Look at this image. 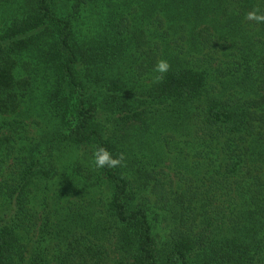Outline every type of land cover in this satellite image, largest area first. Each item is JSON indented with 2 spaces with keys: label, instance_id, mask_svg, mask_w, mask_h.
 I'll use <instances>...</instances> for the list:
<instances>
[{
  "label": "trees",
  "instance_id": "trees-1",
  "mask_svg": "<svg viewBox=\"0 0 264 264\" xmlns=\"http://www.w3.org/2000/svg\"><path fill=\"white\" fill-rule=\"evenodd\" d=\"M255 10L0 0V264H264Z\"/></svg>",
  "mask_w": 264,
  "mask_h": 264
},
{
  "label": "clouds",
  "instance_id": "clouds-1",
  "mask_svg": "<svg viewBox=\"0 0 264 264\" xmlns=\"http://www.w3.org/2000/svg\"><path fill=\"white\" fill-rule=\"evenodd\" d=\"M259 10H255L253 12H249L247 14V19L249 20H256L258 22H264V14H257ZM170 65L166 60H161L157 64L156 71L160 73H164L169 69ZM95 164L97 167H104L105 165H108L109 167H115L119 164H121V161L123 160V155H121L119 158H113L112 155L105 150L104 148H99L95 153Z\"/></svg>",
  "mask_w": 264,
  "mask_h": 264
}]
</instances>
